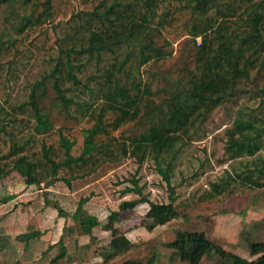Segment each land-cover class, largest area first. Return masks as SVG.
I'll return each instance as SVG.
<instances>
[{
    "label": "trees",
    "instance_id": "trees-1",
    "mask_svg": "<svg viewBox=\"0 0 264 264\" xmlns=\"http://www.w3.org/2000/svg\"><path fill=\"white\" fill-rule=\"evenodd\" d=\"M80 1L84 7L68 17L71 0H26L28 11L18 15L15 33H0V179L18 171L28 184L62 181L71 186L108 162L133 157L142 163L151 150L158 158L181 141L166 169L160 166L170 184L181 165L175 160L198 140L204 118L225 100L245 92L253 81L255 89L226 129L228 166L209 180L200 200L264 190V84H257L253 75L264 69V0ZM11 2L0 0V8ZM63 14L66 20L53 23L56 15ZM188 16L192 24L183 29L195 58L182 79L170 83L168 96L162 97L150 66L172 54L164 30ZM51 27L57 32L54 41ZM37 32L41 36H33ZM39 62L44 69L34 73ZM24 92L26 97L20 100ZM51 94L55 109L87 125L78 132L69 125L57 126L46 105ZM150 104L154 112L147 117ZM144 118L140 130L114 135ZM209 160V156L197 159L182 183L186 188L205 176ZM85 200L72 218L80 233L92 235L101 222L84 209ZM143 201L149 203L154 226L179 216L175 199L124 200L104 224L112 233L102 252L105 262L135 248L116 223L123 212ZM54 205L65 213L57 202ZM59 244L62 251L56 259L66 254L63 240ZM167 245L189 264H200L205 256L217 258L213 264H247L241 256L224 252L203 231L180 230ZM249 250L257 257L251 264H264V241L250 242ZM152 254L151 258L158 252ZM151 258L123 264H151Z\"/></svg>",
    "mask_w": 264,
    "mask_h": 264
},
{
    "label": "rangeland",
    "instance_id": "rangeland-1",
    "mask_svg": "<svg viewBox=\"0 0 264 264\" xmlns=\"http://www.w3.org/2000/svg\"><path fill=\"white\" fill-rule=\"evenodd\" d=\"M82 7L84 5L80 0H71V7H66L68 17ZM26 11H28L26 0H12L10 4L1 6L0 33L14 34L18 15L25 14ZM190 17H184L180 22L169 25L164 30L165 35L172 42V54L160 64L150 66V70L156 76L155 89L161 91L162 97L168 96L166 92L172 89L170 83L180 81L185 74L186 66L195 58V50L189 42V34L183 29L186 24H192ZM61 18L66 20L64 14L56 15L53 23H59ZM49 24L52 26L51 22ZM36 35L41 36L38 32L33 36ZM50 35L54 41L57 32L52 28ZM43 69V62H39L34 68V73ZM253 75L257 77V84H264V69L260 74L254 71ZM255 87L256 82L252 81L245 92L225 100L204 118L198 140L187 149H183L175 160L177 163L181 162V165L177 167L176 175L170 184L163 176L160 166L163 170L166 169L174 152L182 144L181 141L174 142L176 144L170 150L165 149L157 154L158 158L155 157L156 153L152 152L155 150H151L152 154L149 152L142 163L133 157L124 158L119 162H108L95 173L73 181L71 192L64 186V182L58 181V188L50 194L55 195L54 198L60 197L62 200L64 198L69 202L65 206L70 210V215L75 212L81 200L86 199L84 209L90 214H97L102 223L95 227L92 235L84 236L74 242L75 246H78L77 250L81 252L82 259L78 264H123L129 259L147 262L154 251L158 252V255L151 258L149 261L151 264H189L181 261L174 254V249L167 245L177 238L180 230L203 231L209 239L218 243L224 252L241 256L247 264H251L257 257L251 255L249 243L264 241V190L229 195L224 200L217 198L200 200V197L208 188L209 180L215 179L228 166V161H225L226 129L232 126L239 109L243 107ZM52 96L51 94L46 105L53 110V120L57 126L69 125L78 132L87 125L85 120L77 122L61 114L54 108ZM25 97L24 92L19 99L23 100ZM153 112L150 104L145 109V116ZM145 118L122 126L114 132V135L117 136L123 131L133 133L140 130ZM81 143L82 138H79V144ZM207 156L210 160L205 176L193 186L186 188L182 183L194 168L195 162ZM138 189L140 193H137ZM140 198H147L157 203H168L175 199L179 216L167 224L154 226L153 218L149 213L150 206L146 201L133 210L123 212L116 225L135 243V248L105 262L102 252L109 245L112 233L104 228V224L107 223L112 208L118 210L124 200ZM70 246L73 247L69 243ZM216 261L217 258L205 256L200 264H213Z\"/></svg>",
    "mask_w": 264,
    "mask_h": 264
},
{
    "label": "crops",
    "instance_id": "crops-1",
    "mask_svg": "<svg viewBox=\"0 0 264 264\" xmlns=\"http://www.w3.org/2000/svg\"><path fill=\"white\" fill-rule=\"evenodd\" d=\"M58 186L59 183L47 186L28 184L26 177L18 172L0 179V264L80 262L81 252L77 250L78 246L74 242L89 235L77 230L73 213L70 215V210L65 206L69 202L64 198H54L55 195L50 194ZM64 186L71 192L73 183L71 186ZM54 202L65 213L60 214ZM93 215L101 222L97 214ZM61 240L64 242L66 254L56 259L62 251L59 244ZM69 243L73 247H69Z\"/></svg>",
    "mask_w": 264,
    "mask_h": 264
},
{
    "label": "built area",
    "instance_id": "built-area-1",
    "mask_svg": "<svg viewBox=\"0 0 264 264\" xmlns=\"http://www.w3.org/2000/svg\"><path fill=\"white\" fill-rule=\"evenodd\" d=\"M201 42V40L199 39V43Z\"/></svg>",
    "mask_w": 264,
    "mask_h": 264
}]
</instances>
